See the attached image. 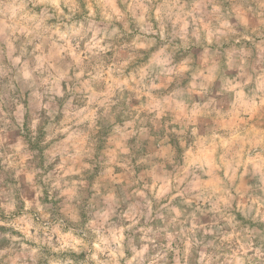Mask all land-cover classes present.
Wrapping results in <instances>:
<instances>
[{"label":"clouds","instance_id":"9594fccd","mask_svg":"<svg viewBox=\"0 0 264 264\" xmlns=\"http://www.w3.org/2000/svg\"><path fill=\"white\" fill-rule=\"evenodd\" d=\"M0 264H264V0H0Z\"/></svg>","mask_w":264,"mask_h":264}]
</instances>
